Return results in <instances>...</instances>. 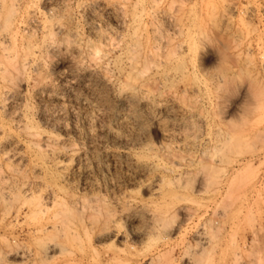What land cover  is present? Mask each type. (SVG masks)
<instances>
[{"label": "rangeland", "instance_id": "obj_1", "mask_svg": "<svg viewBox=\"0 0 264 264\" xmlns=\"http://www.w3.org/2000/svg\"><path fill=\"white\" fill-rule=\"evenodd\" d=\"M70 1L72 2L69 3ZM53 4L54 2L48 4L46 8L51 9L53 6L57 9L59 7L61 9V12L58 10L59 19L67 20L68 28L78 29L84 46L96 43L93 28L97 25H94V22L98 23V26H101L107 34L109 33L113 43L119 45V48L114 50L117 53L113 51L105 61L106 70L102 72L106 73L105 71L108 70L107 74L109 78L112 77L110 78L112 80L101 90L103 94L101 91L97 92L102 114L89 126L85 121L86 111L69 104L71 99L89 98L90 92L85 87L84 80L90 63L86 58H81L84 63L77 58L83 65L79 67L75 64L73 55L66 51L58 53L59 57L55 54V59L54 55L50 56L43 52V63L45 64H43L42 74L38 76L28 71V76L26 74L23 78L26 81H23L20 89L25 93H22L21 104H30H26L27 109L35 121H42L45 129L70 142L73 149L69 148L67 152L65 151V158L75 159L79 154L89 161V164L92 163L90 172H87L88 175L74 176L72 178L74 182L71 181L68 190L82 196L83 199L87 198L86 201L98 200L97 205L101 211L97 213L98 220L101 216L103 220L106 212L114 214L113 220L119 223L117 231L120 232L121 237L116 241H96V243L94 241L93 246H88L86 241L84 246H57L58 254L45 260L43 258L44 246H35L27 233L23 232L25 223L21 219L16 224L15 235H22L21 243L25 246H3L0 242V264H264V0H69L67 6L65 4L60 6L61 4L58 5L57 2ZM41 6L44 7L40 0L37 7L43 9ZM66 14L69 17H65ZM8 16V13L3 12L1 16L3 18L0 17V28L8 20ZM37 17L41 18L40 15ZM92 17L94 20L90 21ZM137 17L140 19L139 26L132 23ZM136 28L139 29L136 30ZM132 31L135 33L133 34ZM38 34H34L35 39L38 37L34 40L40 42L42 36ZM112 35H114L113 38ZM157 37L158 40L155 41ZM168 38L171 40L169 41ZM140 44L145 47L143 48ZM128 46L132 49H128L130 48ZM175 46L178 47L176 48L178 52ZM118 50H121V55ZM129 51L130 55L127 54ZM153 52L155 57H153ZM141 57L144 58L141 60ZM118 58L121 63H119L120 69L123 71H128L131 63L139 60H137V67L140 66L138 70L144 73L141 75L144 79L139 80L144 82L148 78L147 86L143 89L151 87L149 89L151 92L146 89L145 94H151H149L150 103L153 106L147 107L146 102L141 101L142 95L139 94L141 97L137 100L140 101L133 102V105H136H134L136 113L139 115L133 133L122 131L116 139L108 134V130L113 128V131L116 129L120 132L118 123L125 113L123 111L126 105L120 95L126 78L120 74L117 68L119 66H114ZM143 59L148 60L146 62ZM163 63H168V67ZM154 69H157L156 72ZM160 70L162 72H159ZM163 70L170 71L166 73L170 75L165 78L167 75ZM110 72L113 76L109 75ZM43 74L46 78H50L47 80H50L51 88L56 89L55 91L64 98L65 104L68 103L64 110L60 111L58 105L56 107L45 104L35 98L37 81ZM169 77L173 80L170 81ZM71 78L75 87L73 92L65 82ZM96 82L97 80L95 84L98 85ZM116 82H119V85ZM153 82L156 83V87ZM171 82L174 84H170ZM95 84L93 85L96 86ZM0 85V88H3L4 84L1 79ZM156 96L159 97L156 98ZM47 114L54 116L56 114V120L51 119V122L48 121L49 124L44 122ZM106 116L108 118H105ZM181 125L184 126L181 127ZM64 126L68 129H62ZM88 129H92L91 136L87 134ZM135 133L137 137L134 136ZM137 138L141 143L137 141ZM164 145L167 147L164 148ZM136 150L144 154L143 156L148 157L149 155L147 159H154H150L156 165L154 171L142 172V174L134 167L135 155L138 154ZM125 152L130 155L127 157ZM170 154H173L172 157ZM155 159L158 162L161 161L160 165L163 164L159 166ZM167 165H170V168ZM161 168L165 169L161 170ZM168 176L169 182L173 184H168ZM158 177L165 178L167 182L164 184L165 191L174 188L173 190L179 194L175 193V197L165 201L156 194L153 196V192L146 186ZM143 203L144 206H140ZM142 207L158 210L156 213L159 212V216L156 214L155 222L148 221L144 214L136 217H129L127 214L132 210L139 211ZM160 208L163 210H159ZM151 227L154 229L150 230ZM137 233L142 234L141 237L144 238H140ZM143 233L146 235L144 236ZM149 236L150 238L147 239ZM10 251L13 253L30 251L33 255L36 254L37 259L32 258L26 262L8 257L7 253Z\"/></svg>", "mask_w": 264, "mask_h": 264}, {"label": "bare ground", "instance_id": "obj_2", "mask_svg": "<svg viewBox=\"0 0 264 264\" xmlns=\"http://www.w3.org/2000/svg\"><path fill=\"white\" fill-rule=\"evenodd\" d=\"M39 1L40 0H0V17L2 16L3 12H6L9 14V16L7 18L8 20H6V22H4L5 23L4 26L1 24V26H3V27L0 28V79L3 81V84H4L3 88H0V242H1V244H3V246H13V247L25 246V244L23 245L21 243L22 242V240H21L22 235H18V236L15 235L16 234L15 229L17 227L16 224H18L19 221L22 219L25 223V228L23 229V232L27 233L29 239L34 242L35 246H37V247L38 246H44L43 258L46 260V259H51L55 255L58 254V247L57 246H84V245H86L85 244L86 242H87L88 246H93L92 243H94V241H95V243H96V241L97 242L107 241V240L116 241L121 237V234L119 231H117V228H118L117 226L119 223H118V221L113 220L114 214H112L111 212H106L103 220H102L103 216L100 217L101 218L100 220L97 219L98 218L97 213H99V211H100L99 205H97L98 200L97 201H91L92 200L91 199V200H89L90 201L89 202V201L85 200L87 198L83 199L82 196L80 197L79 195L68 190V186L71 183L72 178L74 176H76L77 174H87V172L91 168L92 163L89 164V161L85 160L79 154L77 155V157H76V155H74L76 157L75 159L71 158L68 160V158H65L64 157L65 151L67 149L69 150V148L70 149L72 148V145L70 144V142L65 140L63 137H59V135H56L53 132H49L47 129L44 128L45 126L43 125L44 123L42 121H38V122L35 121V119L31 116L32 114L31 113H30L31 115L29 114V112H28L29 110L27 109V105H30V104H27L25 101L24 102L27 104V105L25 104L26 106L21 104L23 92H21L20 89H21L23 81L25 80L23 78L27 74L28 71H30V72L32 71L36 75L38 74V76H40V74H42L41 72L43 71V66H44L43 64H45V63H43L44 62L43 52L44 53L46 52V54H48L50 56L51 55L55 56V54L57 55L58 53L65 52V51L69 52L73 55V58H75V64L79 67L83 66V65H81L83 62L81 60V58L82 59L86 58L88 60L87 62H89L90 65L88 66L87 70H86V68H84L86 70L84 81H85V87L90 92L89 98L88 97L84 98V99H79V98L76 99L75 98L74 100L71 99L69 104L71 103L72 105H75V106L82 108L86 111L85 121L87 122V125L90 126V125H92L91 123L93 122V120L97 119L102 114V108L100 107V104H99V97L97 96V92L104 89L107 85H109L110 80H112V79H110L112 77L109 78V76L107 74L108 70L105 71L106 73H102L103 70H106V68L104 67V65L106 64L105 61L108 60L109 55L112 54V52L114 50L119 48L118 47L119 45L117 46V44L113 43L112 42L113 40L108 35L109 33L107 34L106 31L101 28V26H98L99 25L98 23L95 24V22H94V25H97V27L93 28V34H94L93 37L96 38V43L87 44L86 46H84L85 44L84 45L82 44V41L79 37L80 34L77 31L78 29L73 30L71 28H68L69 22H66L67 20H65V19H63V20L59 19L60 16H58V12L61 9L58 6H57L58 8L55 9V7H53L52 5H51L52 6L51 9L46 8V6L48 4H52V2H54L53 5H55V2H57L58 5L61 4L60 6H64L62 4L66 5L67 1H69V0H41L42 4L44 6V7L41 6L43 9L37 7V3ZM71 2L72 1H70L69 3H71ZM84 2H86V1H84ZM116 2L119 3L118 1H116ZM123 2H121V3L123 4ZM69 3H68V5H69ZM96 4H97V2H96ZM113 4L115 5V3H113ZM91 5H93V4H91ZM157 5H158V3H157ZM157 5L155 7H157ZM92 7L94 8V6H92ZM95 7H96V5H95ZM99 8H101V7H99ZM114 8H116V7H114ZM121 10L123 11L124 9H121ZM133 10H136V9H133ZM90 12H93V11H90ZM122 13H120V14H122ZM94 14H96V13H94ZM126 14H127V12H126ZM38 15H40L41 18L37 17ZM91 15L95 16L92 13H91ZM151 15H154V14H151ZM65 17H69V16L67 15ZM1 18H3V17H1ZM126 18H128V17H126ZM4 20H5V18H4ZM93 20H94V18L92 17V20H90V21H93ZM133 20L134 21L132 23L137 24L138 26L140 25L139 17H137ZM118 22H119V20H118ZM128 22H129V20H128ZM100 25H101V23H100ZM102 27H103V25H102ZM178 27H180V26H178ZM72 28H74V27H72ZM106 29H108V28H106ZM138 29L139 28H136V30H138ZM136 30H135V32H136ZM107 32H109V31L107 30ZM135 32L132 31L133 34ZM139 32H140V30H139ZM35 33L36 34L39 33L42 36V39H41L42 41H40V42L35 41L38 38V37L36 39L34 38ZM130 34H131V30H130ZM59 36L60 37L62 36V38H60ZM113 36L114 35H112V38H113ZM131 37H132V35H131ZM133 37H134V35H133ZM161 39H163V38H161ZM135 40H136V38H135ZM152 40H155V39H152ZM152 40H150V41H152ZM157 40H158V37L156 38L155 41H157ZM170 40H171V38L169 39V41ZM116 41H118V40H116ZM172 41H174V40H172ZM176 42H178V41H176ZM116 43H118V42H116ZM153 43L154 42H152V44ZM156 44H159V43H156ZM122 45H124V44H122ZM189 45H190V43H189ZM141 46L143 47V45H141ZM166 46H168V45L166 44ZM182 46H183V44H182ZM128 47H130V46H128ZM134 47H136V45H134ZM160 47H162V46H160ZM163 47H165V45ZM176 48L178 49V47L175 46V49ZM128 49H132V47H130ZM170 49H171V47H170ZM136 50H137V48H136ZM179 50H180V48H179ZM118 51L120 54L121 50H118ZM114 52L117 53V51H114ZM171 52L172 51H170V53ZM177 52H178V50H177ZM129 53H130V51L127 54L130 55ZM155 53H156V51H155ZM155 53L153 52V54H154L153 57H155ZM131 54H132V52H131ZM135 55H136V53H135ZM57 56L59 57V55H57ZM69 56H71V55L69 54ZM160 56H162V55H160ZM171 56H169V57H171ZM66 57H67V55H66ZM124 57H130V56H124ZM137 57L139 58V56H137ZM55 58H56V56L54 57V59ZM77 58L80 59L82 62L80 60H77ZM112 58L114 59V56ZM130 58H132V57H130ZM134 58H136V57H134ZM142 58H144V57H141L140 59L142 60ZM159 58H162V57H159ZM178 59L180 60L181 58H178ZM71 60H73L72 57H71ZM119 60H120L119 58L116 60L115 65L113 64L114 61L111 64H113L114 66L117 67L121 64ZM137 60L136 61L134 60V62L132 61L133 63H131V66L127 61V63L130 66V69L128 68L129 69L128 71H126V70L123 71L122 69H120L121 68L120 66L117 67L118 70H120V74H123V76L126 78V79H124V81L126 80L125 84H122L123 85V89L121 88L122 92L120 91L121 89L119 90L121 92L120 95L122 96V99H123L122 101H124L126 105L124 108L125 111H123L125 113L123 116H121L120 122L118 123L119 124L118 131H120V132H117L116 129H114L115 131H113V128L111 130H108V134L111 135V137L116 138V139H118L119 134L122 131L125 133L128 131H132V133H133L134 125H135V123H138L137 120H139L138 119L139 115H137V113H136V107L134 108L135 104L133 105V102L135 100H137V98L141 97L140 95H142L141 101H145L147 107L153 106V104L150 103L151 102L150 96H149L150 93L148 92L149 94H145V90L147 88L145 90L143 89L144 87L147 86L146 82L148 81V78L146 79L147 81L144 80V82L143 81L141 82V80H139V79H142L141 75L144 73H143V71L141 72L140 70H138V69H140V66H139V68L137 67L138 61H139V60L138 61ZM143 60H145V59H143ZM147 60H145V61L147 62ZM179 60H178V64L180 63ZM109 61H111V60H109ZM145 61H144V63H145ZM153 61H154V59H153ZM160 61H161V59H160ZM169 61H170V59H169ZM129 62H131V61L129 60ZM140 62H142V61H140ZM149 62H151V61H149ZM46 63H47V61H46ZM107 63H109V62H107ZM167 64L165 63L164 66L166 65V67H168ZM176 64H177V62H176ZM113 65H110V66H113ZM145 65L147 66L148 64H145ZM106 66H108V65H106ZM141 66H142V64H141ZM143 66H144V64H143ZM76 67L74 69H76ZM125 67H126V65H125ZM148 67H149V65H148ZM169 67L171 68V64ZM107 69H110V68H107ZM167 69H169V68H167ZM154 70L156 72L157 69H154ZM172 71L174 72V70H172ZM32 72H31V74H32ZM159 72H162V71L160 70ZM167 72H170V71H167ZM167 72L164 71L165 74ZM79 73H81V72H79ZM112 73H113V71H112ZM117 73H118V71H117ZM165 74L164 75L162 74V75L165 76ZM44 75L45 74H43L42 77H39V80L37 81L38 86H37L36 92L34 94L35 98L41 102H44L45 104H50V105H55V106L58 105L60 111L64 110L66 104H68V103L66 102V104H65L64 98H62V96H60L55 91L56 89L54 90L53 88H51V85L49 83L50 80H47L50 78L49 77L46 78V75L45 76ZM109 75H112L111 72ZM113 75H114V73H113ZM169 75L170 74L168 73V75L165 76V78L168 77ZM183 75H186V74H183ZM27 76H28V74H27ZM38 76H36V77H38ZM148 76H149V74H148ZM157 76H159V75H157ZM173 76H174V74H173ZM144 77H146V76H144ZM67 78H69V77H67ZM117 78H118V76H117ZM179 78H180V76H179ZM29 79H27V80H29ZM95 80H97L96 83H98V85L95 84ZM118 80H120V78ZM164 80H166V79H164ZM169 80H170V77H169ZM172 80H170V81H172ZM138 81H139V83H138ZM150 81H149V83H150ZM65 82L67 83L68 87H70V90L73 92V90L75 88L74 84H73L74 83L73 79L71 78L70 80H66ZM166 82H168V81L166 80ZM35 83H36V81H35ZM99 83H100V85H99ZM122 83H124V82L122 81ZM158 83H159V80H158ZM93 84H95L96 86H94ZM153 84H154V82H153ZM155 84H154V86H155ZM170 84H172V82ZM150 85H151V83H150ZM162 85H164V84L162 83ZM68 87H66V88H68ZM148 87H150V86H148ZM155 87H153V90H155L154 89ZM159 87H160V85H159ZM162 87H164V86H162ZM111 89H113V88L111 87ZM149 89H147V91ZM157 89H159L158 85H157ZM1 90H3V92ZM166 90H164V91H166ZM168 90H171V89H168ZM107 91H108V89H107ZM154 92L155 91H153V93ZM199 92H201V91H199ZM101 93H102V91H101ZM161 93H163V92H161ZM166 93H167V91H166ZM23 94H25V93H23ZM102 94H101V96H102ZM118 94H119V92H118ZM159 96H161V95H159ZM159 96H156V98ZM156 98H153V99H156ZM18 101H20V102L17 103ZM137 101L139 102L140 100H137ZM163 101H165V100H163ZM138 102H136V103H138ZM155 103H158V102L155 101ZM45 104H43V105H45ZM161 105H163V104H161ZM161 105H160V107H161ZM55 106H54V108H55ZM101 106H103V105H101ZM137 106H138V104H137ZM50 109H52V107ZM104 109H106V108H104ZM144 109H146V108H144ZM44 111H47V110H44ZM44 111H43V113H44ZM66 111H67V109H66ZM149 112H147V113H149ZM192 112H193V110H192ZM45 113H47V112H45ZM53 113H54V111H53ZM56 114H58V113L56 112ZM56 114H55V116L52 114H47L45 117V120H43V121L44 122H48V121L51 122V119L52 120L55 119ZM149 116H147V117H149ZM105 118H108V117L106 116ZM153 118H157V117L153 116ZM58 119H57V122H58ZM40 120H42V119H40ZM55 120H54V123H56ZM101 120H102V118H101ZM50 122H48V124ZM45 125H47V124H45ZM183 126L184 125H181V127H183ZM66 128L68 129V127H66ZM66 128H65V126L62 127V129H66ZM181 129H184V128H181ZM91 130L90 129L87 130L88 131L87 134L89 136L92 135ZM106 133H107V131H106ZM136 135L137 134L135 133L134 136H136ZM132 137H133V135H132ZM125 138H126V135H125ZM139 138H141V137H139ZM139 138H137V141L140 142V140H138ZM129 139H132V138H129ZM136 143H138V142H136ZM165 147H167V146L164 145V148ZM217 147H219V146H217ZM136 148H137V146H136ZM161 148H163V147H161ZM158 150H160V149H158ZM168 150H169V148H168ZM171 150H172V148H171ZM138 151H137V153H138ZM140 151H142V150H140ZM133 152H135V151H133ZM125 153H127V152H125ZM144 153H146V152H144ZM71 154H72V152H71ZM75 154H77V153H75ZM153 154H155V153H153ZM158 154H160V153H158ZM126 155L128 157L130 154L127 153ZM143 155L141 154V152H139L138 154L135 155V162H133L134 167L137 170H139L141 173L142 172L148 173V172L154 171V169L156 168V165H155V163H153V161H150V159H153V158L147 159V158H149V155H148V157H146V155L145 156H143ZM170 155L172 157L173 154H170ZM155 157L156 156H154V158ZM159 160H161V159H159ZM183 160H184V158H183ZM131 161H133V160H131ZM155 161H156V159H155ZM156 162H158V161H156ZM160 162H158V164ZM127 163H128V160H127ZM171 163H173V162H171ZM190 164H191V162H190ZM161 165L159 164V166H161ZM165 166H166V164H165ZM167 166H169V168H170V165H167ZM171 166H172V164H171ZM183 168H185V167H183ZM186 168L188 169V167H186ZM162 169L163 168H161V170ZM172 169L173 168H171V170ZM92 170H93V168H92ZM167 170H168V168H167ZM167 170H165L166 173H167ZM189 170H191V169H189ZM172 171L174 172V170H172ZM176 176H178V175H176ZM174 178H176V177H174ZM168 179H169V176H168L167 180ZM169 180H168V184L172 183V182H169ZM73 182L74 181H72V183ZM177 182H176V184H177ZM165 183L167 184L165 178L158 177L156 179L154 178V181L151 182L146 187H148V189L153 192V194H152L153 196H154V194H156L162 200L165 201L166 199H171L172 197H175V193H176L173 190L174 188L172 190L169 189V190L165 191L164 190V187H165L164 184ZM176 186L180 187L179 185H176ZM175 189H177V188H175ZM176 194H179V193H176ZM129 199H130V197H129ZM129 201L131 202V200H129ZM164 201H162V202H164ZM164 204H165V202H164ZM140 206H144V203L141 204ZM153 206L155 207L157 205H153ZM168 206H169V204H168ZM148 208H150V207H147V208L142 207L141 210H139L140 213L138 210H135V211L132 210V212H128L127 214L129 215V217H136L139 214H142V215L144 214L148 218V221L153 223V222H155L156 214H158L159 212L156 213L158 210L148 209ZM158 208H159V206H158ZM124 209H125V207H124ZM159 210H163V208L162 209L160 208ZM120 211H121V209H120ZM122 212H123V209H122ZM117 213H118V211H117ZM121 214L124 215L123 213H121ZM122 215H120V216H122ZM115 216H116V214H115ZM158 216H159V214H158ZM116 220H119V219H116ZM153 229L154 228H152V227L150 228V230H153ZM144 231H146V230H144ZM141 232H142V230H141ZM200 234H202V233H200ZM200 234H198L199 237H200ZM138 235L140 238H144V237H141L142 234L139 233ZM143 235L145 236L146 233L145 234L143 233ZM148 238H150V236L147 237V239ZM24 239L25 238H23V240ZM26 246H29V245H26ZM20 251H21V249H20ZM7 254H8V257L18 258V259H21L22 261H26V262L32 260V258H34V260L37 259V257L35 256L36 254L33 255L32 253H30V251H23V252H16V253H13L12 251H10ZM59 254H61V253H59ZM38 256H41V255L38 254Z\"/></svg>", "mask_w": 264, "mask_h": 264}]
</instances>
